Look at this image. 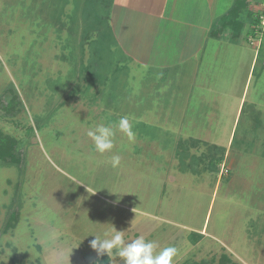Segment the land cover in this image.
I'll list each match as a JSON object with an SVG mask.
<instances>
[{"label":"rangeland","instance_id":"1","mask_svg":"<svg viewBox=\"0 0 264 264\" xmlns=\"http://www.w3.org/2000/svg\"><path fill=\"white\" fill-rule=\"evenodd\" d=\"M114 1L0 0V131L18 140L24 157L19 166L0 160V264H124L115 249L106 257L90 246L93 234L113 227L126 242H154L156 253L176 247L173 264L223 254L264 264V27L243 18L254 32L247 45L261 53L248 69L254 75L227 149L212 141L228 138L231 107L214 118L213 134L166 127L167 117L155 113L174 114V100L177 109L210 107L204 96L218 110L231 89L241 96L236 55L193 59L179 86L184 94L174 95L159 68L116 42ZM252 5L264 12L263 0ZM122 116L135 142L117 131L113 150L97 152L87 130ZM213 165L218 171H209Z\"/></svg>","mask_w":264,"mask_h":264},{"label":"crops","instance_id":"2","mask_svg":"<svg viewBox=\"0 0 264 264\" xmlns=\"http://www.w3.org/2000/svg\"><path fill=\"white\" fill-rule=\"evenodd\" d=\"M256 1H247L249 10L252 12H254L252 4ZM235 2L236 0H117L114 1L110 14L112 34L116 42L134 60H141L154 70L159 68L158 70L161 71L165 80L174 85V95L181 94L182 96L184 94L181 92L183 88H179V86L187 77L184 74L187 70L186 64L193 59L204 63L208 58L206 53H209L210 62L219 59L221 53L236 55L238 58L236 68H239L240 72L244 74L242 76L244 80L240 86L241 96L240 93L232 96L231 89L230 93L226 94L228 97L226 105L218 110L215 104H212V101H208L209 98L204 96L203 100L211 108L205 106L197 108L192 103L185 104L186 108H183V105L180 106L181 102H178L180 109H177L174 100V109L176 108L174 114L167 111L164 115H156L160 112L159 108L155 113V116L160 118L167 117L166 127L176 124L180 126L179 130L191 134H213L218 131L213 130L212 124L221 116L224 117L225 111L231 107L230 115L234 116V120L230 131L227 130L228 138L220 135L219 139L216 138L212 141L214 145L224 148H227L228 143L235 141H233L235 139L234 128L240 120L241 109L246 101L244 90L245 87L248 88L247 82L250 83L254 75V70L248 73V69L257 63L261 53L260 49L256 50L247 45V38H252L253 35L250 34L251 32L248 34L246 28L237 38L234 37L231 28L217 30L221 26L222 18L232 10ZM222 4H224V8H221ZM245 16L250 17L247 12H243L242 19ZM190 26L197 28L198 31L189 30ZM226 48L228 52L225 51ZM197 68H200V65ZM197 68L194 70L197 71ZM236 76L237 73L234 74V78ZM203 84L207 85V83ZM208 84L210 85V83ZM232 99L237 101L233 100L231 103ZM220 110L223 112H219ZM170 114L174 116L175 120H169ZM200 117L205 118L203 125L200 124ZM214 118L216 119L214 120ZM175 132L178 131L175 130ZM202 170L206 171V169ZM146 230L149 231L150 226Z\"/></svg>","mask_w":264,"mask_h":264},{"label":"clouds","instance_id":"3","mask_svg":"<svg viewBox=\"0 0 264 264\" xmlns=\"http://www.w3.org/2000/svg\"><path fill=\"white\" fill-rule=\"evenodd\" d=\"M117 131L126 135L130 142H135V133L128 116H122L115 126L98 123L87 130L86 134L93 141L95 150L103 154L113 150ZM109 162L113 168H116L121 163V156L114 153ZM93 235L94 239L90 241V246L98 256L106 254L109 257L115 249L124 264H173V258L178 253V249L172 246L156 253L155 243L144 237L126 242L124 230H117L115 227L100 235Z\"/></svg>","mask_w":264,"mask_h":264},{"label":"trees","instance_id":"4","mask_svg":"<svg viewBox=\"0 0 264 264\" xmlns=\"http://www.w3.org/2000/svg\"><path fill=\"white\" fill-rule=\"evenodd\" d=\"M247 1L248 0H236L232 10L225 17L222 18L221 26L217 30L221 31V29L231 28L233 30L232 33L234 34L235 38L240 36L245 26V21L241 17L243 12H247L250 17L260 22L261 20L260 14H255L254 12L249 10V4L247 3ZM249 33L250 32H248V34ZM250 34H254V32ZM262 53H264V51H262ZM16 100H17L16 95H14L13 98L10 99V101L8 102L7 109L9 111L14 110V105ZM18 143L19 142L16 138L10 136L9 134L4 133L3 131H0V160L18 166L21 165L24 157L22 156L20 150L17 149ZM216 170H217L216 165H213L209 169V171H213V172ZM11 217L12 220H15L17 217V213H13ZM193 264H239V263L234 261L228 254H223L218 261L215 260H211V261L204 260L200 262L195 261Z\"/></svg>","mask_w":264,"mask_h":264},{"label":"built area","instance_id":"5","mask_svg":"<svg viewBox=\"0 0 264 264\" xmlns=\"http://www.w3.org/2000/svg\"><path fill=\"white\" fill-rule=\"evenodd\" d=\"M263 6H264V0H263ZM260 27H264V12L260 14Z\"/></svg>","mask_w":264,"mask_h":264}]
</instances>
